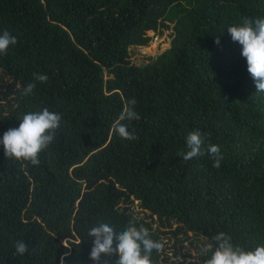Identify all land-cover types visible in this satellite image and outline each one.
I'll use <instances>...</instances> for the list:
<instances>
[{
    "label": "trees",
    "instance_id": "16d2710c",
    "mask_svg": "<svg viewBox=\"0 0 264 264\" xmlns=\"http://www.w3.org/2000/svg\"><path fill=\"white\" fill-rule=\"evenodd\" d=\"M172 14L169 46L136 63L132 47L164 34ZM260 16L264 0H0V31L17 40L0 54V135L25 112L61 117L36 165L0 147V264H89L102 219L148 228L162 245L152 264H204L219 232L264 244V92L226 30ZM130 96L141 115L124 118L135 135L123 136ZM195 130L201 153L185 160Z\"/></svg>",
    "mask_w": 264,
    "mask_h": 264
},
{
    "label": "clouds",
    "instance_id": "9594fccd",
    "mask_svg": "<svg viewBox=\"0 0 264 264\" xmlns=\"http://www.w3.org/2000/svg\"><path fill=\"white\" fill-rule=\"evenodd\" d=\"M226 30L232 41L241 46L240 54L245 59L256 92H264V16L243 18L240 23L230 25ZM16 42V37L10 32L0 31V54H4ZM216 42L219 43V38ZM34 76L39 81L47 80L45 74ZM34 87V83L26 84L23 94H31ZM135 101V96L128 98L127 107L120 116L121 122L115 125V131L120 135H135L128 127V120L141 115L135 107ZM60 119L59 113L48 108L25 112L18 119V126L9 128L0 135V147L5 156L38 164V154L53 141L54 130L58 128ZM202 144L203 136L199 130L189 132L185 137L188 150L182 154V158L187 160L199 155ZM208 151L216 157L214 166L219 167L218 147L210 145ZM88 234L92 237L89 264H152V250L162 247L158 240L151 238L149 229L144 225L129 223L126 227L117 229L110 221L102 219L89 229ZM211 239L215 244L205 243L202 248L205 253H210L204 259V264H264V244L245 249L233 244L231 237L224 232L213 235ZM15 250L18 254H23L27 251V245L24 241H17ZM109 252L117 253L114 261L109 257L105 258Z\"/></svg>",
    "mask_w": 264,
    "mask_h": 264
},
{
    "label": "rangeland",
    "instance_id": "374dc122",
    "mask_svg": "<svg viewBox=\"0 0 264 264\" xmlns=\"http://www.w3.org/2000/svg\"><path fill=\"white\" fill-rule=\"evenodd\" d=\"M175 14H172L170 16L169 21H167L166 23L163 24L162 29L164 28L165 33L159 34V39L155 40L154 39L150 42V44L148 46H138V47H132L131 50V57L132 59L135 61L137 60V62H148V59L150 57H156L158 55V53L160 52L161 48H166L169 46V42L166 39V35L168 33V31L170 30V25L172 24V22L175 20ZM151 34H153V31H150ZM139 48V49H137ZM137 49V52H136ZM166 251L169 254V261L172 262L174 261L175 263L177 261H179L178 257L176 256V254H174V243L176 242L175 238L173 237L172 239H168L166 238ZM184 246H186V248L183 249V251L187 250L188 248H191L193 253H194V247L191 246V244L189 243V241H185L184 242Z\"/></svg>",
    "mask_w": 264,
    "mask_h": 264
},
{
    "label": "water",
    "instance_id": "95a60500",
    "mask_svg": "<svg viewBox=\"0 0 264 264\" xmlns=\"http://www.w3.org/2000/svg\"><path fill=\"white\" fill-rule=\"evenodd\" d=\"M135 62L138 63V64H141V63H144L145 61L142 60V62L139 63V62H137V60H135Z\"/></svg>",
    "mask_w": 264,
    "mask_h": 264
},
{
    "label": "built area",
    "instance_id": "2783aa9c",
    "mask_svg": "<svg viewBox=\"0 0 264 264\" xmlns=\"http://www.w3.org/2000/svg\"><path fill=\"white\" fill-rule=\"evenodd\" d=\"M153 34H154V32H153ZM157 39H159V36H155V40H157Z\"/></svg>",
    "mask_w": 264,
    "mask_h": 264
}]
</instances>
